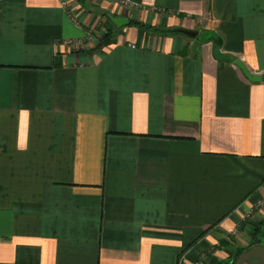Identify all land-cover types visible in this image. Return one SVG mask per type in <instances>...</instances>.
Here are the masks:
<instances>
[{"label": "crops", "instance_id": "obj_1", "mask_svg": "<svg viewBox=\"0 0 264 264\" xmlns=\"http://www.w3.org/2000/svg\"><path fill=\"white\" fill-rule=\"evenodd\" d=\"M215 43L264 75V0H0V264L264 246V81Z\"/></svg>", "mask_w": 264, "mask_h": 264}, {"label": "water", "instance_id": "obj_2", "mask_svg": "<svg viewBox=\"0 0 264 264\" xmlns=\"http://www.w3.org/2000/svg\"><path fill=\"white\" fill-rule=\"evenodd\" d=\"M188 33V32H187ZM213 54L214 56L218 59V60H222V61H229L231 63H235L244 73V75L252 82H262L264 81V75H259V74H252L250 73L246 66L239 61L236 56L232 55V54H228V53H223L221 52V45L219 43H215L214 44V48H213ZM256 251H261L263 252L262 255L260 256L262 258L261 262H258L257 264H264V246H257L253 249H251L248 252H245L243 254H241L238 259L236 260L235 264H242L243 261L246 258H250L251 256H253L254 252Z\"/></svg>", "mask_w": 264, "mask_h": 264}, {"label": "trees", "instance_id": "obj_3", "mask_svg": "<svg viewBox=\"0 0 264 264\" xmlns=\"http://www.w3.org/2000/svg\"><path fill=\"white\" fill-rule=\"evenodd\" d=\"M132 24L139 27V28H142V29H145V30H148V31H153L155 33H170L171 31H173L172 29L168 28V29H163V28H157V27H151V26H146L145 24L141 23V22H138V21H132ZM177 31V30H175ZM179 31V30H178ZM112 36V31H107V34L104 38H109ZM111 39V38H110ZM219 42V40H216ZM260 229V228H258ZM261 243V240L257 237H253L252 239V242H250V244L248 245V247H252V246H255L257 244H260ZM220 246L218 248H221V247H228V248H231V242L227 241V240H220ZM246 248H238L237 249H234V252L232 255L228 256L226 259H219L218 256H211L210 257V264H235L236 260L238 259V257L245 251Z\"/></svg>", "mask_w": 264, "mask_h": 264}, {"label": "rangeland", "instance_id": "obj_4", "mask_svg": "<svg viewBox=\"0 0 264 264\" xmlns=\"http://www.w3.org/2000/svg\"><path fill=\"white\" fill-rule=\"evenodd\" d=\"M191 36H192V35H191ZM191 36H190V37H191ZM204 37H205V36H204ZM206 40H208V38H207ZM215 40H216V39H213V41H215ZM257 238H258V237H257ZM230 242H231V246H232V247H231V248L226 247V250H227L226 252L229 251L230 254L232 255L233 252H234V249H237V246H236V245H237V242H236V239H234V238H233V239L231 238ZM262 242L264 243V239H262ZM238 248H239V247H238ZM217 249H218V248L215 247L213 250L210 251L209 254H206V255H205L206 258L203 256L202 259L198 260L197 263H198V264H207V263L210 264L209 258H210L211 256H213V255L216 254L215 251H217ZM229 252H228V253H229ZM215 256H217V255H215ZM219 259H223V258H220V257H219ZM224 259H226V258H224ZM208 261H209V262H208Z\"/></svg>", "mask_w": 264, "mask_h": 264}, {"label": "built area", "instance_id": "obj_5", "mask_svg": "<svg viewBox=\"0 0 264 264\" xmlns=\"http://www.w3.org/2000/svg\"><path fill=\"white\" fill-rule=\"evenodd\" d=\"M120 3H129L131 0H118ZM62 4L64 5V6H67L68 4H67V2L66 1H63L62 2ZM262 205H264V200H262L261 202H259L258 203V207L259 206H262ZM185 259V255H182V261ZM196 264H198V263H196Z\"/></svg>", "mask_w": 264, "mask_h": 264}]
</instances>
